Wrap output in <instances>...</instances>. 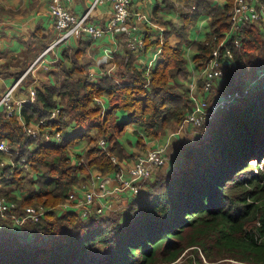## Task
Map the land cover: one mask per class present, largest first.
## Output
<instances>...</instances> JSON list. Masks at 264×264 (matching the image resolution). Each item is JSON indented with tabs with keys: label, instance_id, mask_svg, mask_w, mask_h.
Wrapping results in <instances>:
<instances>
[{
	"label": "trees",
	"instance_id": "trees-1",
	"mask_svg": "<svg viewBox=\"0 0 264 264\" xmlns=\"http://www.w3.org/2000/svg\"><path fill=\"white\" fill-rule=\"evenodd\" d=\"M183 1L189 10L196 9L185 13L169 2L182 12V24L169 21L161 59L150 78L128 49L126 34L119 41L122 53L114 55L118 70L98 82L78 63L82 48L64 52L73 63H59L64 80L37 90L35 102L23 108L28 123L48 119L43 130H63L62 142L27 141L23 127L0 109V142L8 141L14 162L0 169V196L18 204L0 221V264H264V166L259 165L264 160V83L200 127L204 136L185 145L182 162L159 170L124 213L83 220L76 211H50L39 223L23 225L12 218L28 205L56 207L75 185L89 181L95 169L118 171L113 157L124 164L127 153L120 140L130 125L142 131H137L142 144L145 136L160 139L180 127L192 104L176 79L188 75L189 65L183 44L172 46L170 37L188 40V29L203 14L210 15V32L193 43L197 66L205 67L229 29L228 13L235 4ZM260 29L257 24L244 28L243 46L234 60L224 63L217 96L244 89L250 84L246 79L260 71ZM158 42L147 40V45ZM102 96L108 99L105 110L95 102ZM57 107L59 116L49 120ZM82 142L87 146L78 150ZM23 159L33 174L18 165ZM254 159L258 164L249 165Z\"/></svg>",
	"mask_w": 264,
	"mask_h": 264
},
{
	"label": "crops",
	"instance_id": "crops-1",
	"mask_svg": "<svg viewBox=\"0 0 264 264\" xmlns=\"http://www.w3.org/2000/svg\"><path fill=\"white\" fill-rule=\"evenodd\" d=\"M94 2L95 0H76L72 5V11L82 16L92 7ZM169 2L177 7L181 6L180 8L185 13L193 10H189V6L183 0H132L129 26L138 24L139 33L145 38L147 49L145 54L137 55L134 52L137 56L138 66L141 69L159 49H161V53L158 56L156 65L161 59L162 42L166 30L170 29L169 21L172 20L178 25L182 24V12L179 9L169 7ZM212 2L219 6H225L228 0H212ZM50 4L51 0H0V99L7 90L19 82L14 96L16 100L23 101L20 110L17 112L24 117L26 122L23 108L35 102L29 103L26 101L32 88H35L36 92L37 90L44 91L46 87L55 84L57 80L58 82L64 80L59 63H63L66 67L72 66V60L64 56L66 50L71 53L73 50L82 48L85 52L78 63L85 67L86 73L91 76L93 81L98 82L103 76L112 75L118 70L114 55L119 52L122 53V47L119 45L120 39L121 41L123 39L122 35L126 34L128 36L127 32L117 35L105 32L99 39H93L89 35L71 37L66 43L54 47L43 55L59 36L54 26ZM111 13L110 3L97 4L88 21L99 28H106ZM210 22L211 16L203 14L188 29V40H182L176 34L170 37L172 46L179 43L183 44V53L191 67L197 53L193 43L200 41V39L205 40L206 35L211 30ZM257 25L260 26L261 31H264V21ZM147 40L159 42L148 46ZM189 85L188 87H190ZM97 98L102 101L104 106L102 110H105L108 104L107 96ZM15 120L20 125L17 118ZM193 128L196 127L191 126L188 129L186 127V130L184 129L174 135L169 131L160 139H150L145 136L142 144L138 141L137 136V131L141 133L142 131L137 126L130 125L120 140L127 153L126 158L122 161L124 167H132L140 156L151 149L165 147L170 158L169 164L163 170L172 169L171 167L182 162L184 145L198 136V131L196 133V129ZM86 146L87 142H82L77 148L83 150ZM2 159L9 162L12 160V156L10 153L3 154ZM94 171L98 170L95 169ZM105 175L109 178V187H115L118 182L114 173ZM87 182H83V184H87ZM145 190L144 186L141 195ZM139 197H133L130 193L112 195L109 199L111 208L104 215L111 216L124 213L131 202ZM103 202L104 199L97 201L96 204L102 205Z\"/></svg>",
	"mask_w": 264,
	"mask_h": 264
},
{
	"label": "built area",
	"instance_id": "built-area-1",
	"mask_svg": "<svg viewBox=\"0 0 264 264\" xmlns=\"http://www.w3.org/2000/svg\"><path fill=\"white\" fill-rule=\"evenodd\" d=\"M75 1L76 0H51L50 11L59 36L43 55L47 54L54 47L66 43L71 37L89 35L93 39H99L105 32L111 33L112 35L127 32L128 49L135 52L137 55L147 52L145 38L140 35L138 24L129 26L132 0H95L92 7L82 16L72 11V5ZM104 2L111 4L112 13L107 27L99 28L88 20L91 17L94 7ZM192 9L195 10L196 8L193 7ZM229 16L230 29L225 34V37L219 41L218 47L213 49L212 57L205 68L194 74L197 80L203 81L204 88H202L201 91L197 90L195 88L197 82L190 85L189 91L190 93L192 92L191 99L195 104L191 112L187 114L181 129L187 127L189 124L194 125L196 128H200L207 124V122L213 121L218 112L230 109L237 99L243 95L249 94L251 88L257 85V81L262 82L264 80L263 61V66L260 71L257 72L255 80L251 81L249 84L250 88L246 87L241 91L238 90L233 93H228V95L222 98L217 96L215 88L218 81L223 78L224 63L229 59L230 61L234 60L235 51L241 50L243 46L242 35L245 26L249 24H259L264 21V4H262L260 0H235L234 7L229 13ZM143 19L145 18L143 17ZM160 53L161 49L151 57L150 61L145 63L142 70L147 78L151 77V72L154 68L153 65H156ZM18 83L7 90L0 99V109L5 112L7 117L17 118L18 123L23 127L27 136V141L31 139H43L45 142H62L65 135L63 130L52 131L49 128H46V130L42 129L46 125L48 119H41L35 123H28L25 121L24 117L17 112L20 110L23 103V101L16 100L14 96ZM36 96V89L32 88L29 98L26 101L33 103L36 100ZM96 102L104 108L100 99L97 98ZM59 114L60 109L57 107L52 111L49 120L57 118ZM100 144L106 146L103 140L100 141ZM0 151L5 154L10 153V146L7 140L0 142ZM169 158V154L165 147L149 150L146 154L140 156L135 164L129 168L124 167L116 157H113L114 163L119 167L118 171L113 172L118 182L115 187H109V178L104 173L101 171H93L87 184L80 183L75 185L74 189L67 194L66 200L56 207L48 208L43 205H28L23 209L21 215L14 214L12 218L19 225H23L25 222L39 223L50 211H54L57 214L76 211L83 220L95 214L104 215L106 211L111 208L109 199L112 195L130 193L133 197H139L142 194L144 184L152 179L159 170L169 164ZM252 162L253 160L249 163ZM255 163L258 164V162ZM8 164L14 165L13 160L7 162L2 159L0 161V169ZM77 164H80V162L78 161ZM18 165H23L25 168L29 169L25 159L20 161ZM29 171L33 174L30 169ZM103 199L104 202L102 205L96 204L97 201ZM17 207V202L0 196V219L5 218L11 211H15Z\"/></svg>",
	"mask_w": 264,
	"mask_h": 264
},
{
	"label": "rangeland",
	"instance_id": "rangeland-1",
	"mask_svg": "<svg viewBox=\"0 0 264 264\" xmlns=\"http://www.w3.org/2000/svg\"><path fill=\"white\" fill-rule=\"evenodd\" d=\"M233 9V8H232ZM231 9V10H232ZM231 10L229 11V13L231 12ZM229 13H228V15H229ZM229 18H230V16H229ZM228 24H229V20H228ZM246 27V26H245ZM229 29H230V25H229ZM228 29V30H229ZM228 31H226L225 32V34L227 33ZM224 37H225V35H224ZM223 37V38H224ZM200 41H201V39H200ZM216 47H218V44H217V46ZM251 58H253V59H255V56H251ZM247 59V58H246ZM232 61V60H231ZM227 62H230V59L229 60H227ZM189 65V64H188ZM153 67L155 68V65H153ZM153 68V69H154ZM203 68H205V67H203ZM203 68H200L199 66H197V63H196V61H195V58L193 59V65H192V67L191 66H189V73H188V75L186 76V77H184V76H182L183 78H177L176 79V83H178V85L180 86L181 85V87L182 88H184V90H186V91H188L187 93H189V96H190V99H191V95H192V92L190 93V91H189V87H188V85L190 84H192V83H196L197 82V84L195 85V88L197 89V90H199V91H201L202 90V88H204V86H203V81L202 80H197L196 78H195V73H197L199 70H202ZM254 74V73H253ZM255 76H256V74H254ZM255 76H251V77H248V80L246 79V83L247 82H250L251 83V81H253V80H255ZM200 79H202V78H200ZM252 79V80H251ZM245 80V79H244ZM201 82H202V85H200L201 84ZM258 83H257V85H255L256 87L254 88V90L255 89H257V88H259L260 86H261V84L262 83H264V81H262L261 83H260V81H257ZM219 84V83H218ZM189 85V86H190ZM218 86V85H217ZM246 87H248V88H250V86L249 85H247ZM245 87V88H246ZM236 91H238V90H236ZM239 91H241V90H239ZM234 92V91H233ZM232 92V93H233ZM200 93V92H199ZM199 96H200V94H199ZM98 104V103H97ZM191 109L187 112V114H189L190 112H191V110H192V107L194 106V101L191 99ZM100 105V104H99ZM100 107L102 108V105H100ZM187 114L185 115V117H184V119H183V121H182V123L184 122V120H185V118H186V116H187ZM218 114V113H217ZM216 114V115H217ZM216 115H215V117L214 118H216ZM210 122H212V121H210ZM210 122H207V124H209ZM182 123H181V125H180V127L178 128V129H170V130H168V132L170 131L171 133H173V135L174 134H177V133H179L180 131H182V130H186V127H184L183 129H181V126H182ZM191 126H194V125H191V124H189L188 126H187V129L188 128H190ZM194 130L196 129V133H197V131H198V136L196 137V138H192L191 139V141H189L187 144H190V143H192V142H195L197 139H199L201 136H204V130H202L201 128H193ZM189 132V131H188ZM187 137V136H186ZM187 141H188V139H187ZM186 141V142H187ZM184 147H185V145H184ZM183 147V148H184ZM169 153V152H168ZM169 157H170V155H169ZM254 161H257L256 159H254ZM253 161V163H255ZM253 163H249V165H251V164H253ZM260 164V167H261V164H262V167L264 166V160H261V162L259 163ZM254 167V166H253ZM172 168V167H171ZM255 169V168H254ZM158 172H160V171H158ZM256 172V171H255ZM148 182V181H147ZM143 188H144V186H143ZM72 191V190H71ZM4 219V218H3ZM3 219H0V221H2ZM5 220V219H4Z\"/></svg>",
	"mask_w": 264,
	"mask_h": 264
},
{
	"label": "clouds",
	"instance_id": "clouds-1",
	"mask_svg": "<svg viewBox=\"0 0 264 264\" xmlns=\"http://www.w3.org/2000/svg\"><path fill=\"white\" fill-rule=\"evenodd\" d=\"M258 162V161H257ZM257 163H254V164H252V165H256Z\"/></svg>",
	"mask_w": 264,
	"mask_h": 264
},
{
	"label": "bare ground",
	"instance_id": "bare-ground-1",
	"mask_svg": "<svg viewBox=\"0 0 264 264\" xmlns=\"http://www.w3.org/2000/svg\"><path fill=\"white\" fill-rule=\"evenodd\" d=\"M254 162H256V161H254ZM253 163V162H252Z\"/></svg>",
	"mask_w": 264,
	"mask_h": 264
}]
</instances>
